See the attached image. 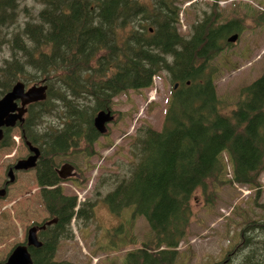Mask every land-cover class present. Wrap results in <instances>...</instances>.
Segmentation results:
<instances>
[{
	"label": "trees",
	"instance_id": "16d2710c",
	"mask_svg": "<svg viewBox=\"0 0 264 264\" xmlns=\"http://www.w3.org/2000/svg\"><path fill=\"white\" fill-rule=\"evenodd\" d=\"M35 1L33 11L20 0H0V97L18 80L48 85L47 98L30 104L20 123L22 138L40 149L36 179L46 186L40 198L53 220L38 232L41 245L28 247L31 264H74L55 259L59 239L72 236L74 216L93 217L95 201L75 210L76 196L58 185L55 159L71 150L93 154L96 112L112 110L122 92L151 87L160 72L172 85L162 126L137 129L126 173L113 179L102 201L114 215L131 206L152 231L123 264H178L196 190L206 202L226 182L261 191L264 70L230 106L216 91L212 64L232 45L228 37L245 29V5L223 10L214 2L181 33L177 0ZM263 19L264 13L255 21ZM45 118L58 124L42 126ZM7 130L0 146L9 144ZM197 264H264V212L257 219L245 213L225 254Z\"/></svg>",
	"mask_w": 264,
	"mask_h": 264
},
{
	"label": "rangeland",
	"instance_id": "374dc122",
	"mask_svg": "<svg viewBox=\"0 0 264 264\" xmlns=\"http://www.w3.org/2000/svg\"><path fill=\"white\" fill-rule=\"evenodd\" d=\"M20 1V6L25 4L27 10L33 8L36 11L38 7L35 0ZM177 1L181 7V33H187L190 24L213 3V0ZM225 1V6L217 3L220 9L227 10L233 3H239L245 5L242 10L249 15L245 17L244 31L236 41L212 61L218 69L214 81L216 91L222 101L231 106L238 89L264 70V19L260 23L255 21H259V15L264 13V0ZM252 12L254 19L250 17ZM168 79L165 72H160L154 77L151 88L128 90L113 98L114 119L106 125L105 135H99L93 144L95 154L87 156L79 151L55 160L60 165L64 161L73 163L77 173L75 178L61 182L66 194H75L81 201L96 199L95 214L89 226H82L81 221L75 220L74 238L59 241L55 259L91 264L92 257L96 256L99 258L97 264H119L121 259L123 264L124 250L152 237L142 216L131 219V206L124 208L120 215H114L100 198L105 190L113 188L116 181L113 179L126 173L131 160L130 146L137 129L143 124L161 128L171 91ZM57 121L56 118H45L42 126L46 123L55 126ZM9 135L11 146L0 148V185L6 176L5 166L14 160L13 155L21 157L27 152L17 127L9 131ZM225 177L229 174L226 173ZM260 189L257 194L247 185L226 182L216 189L211 202H206V196L196 190L191 201L190 235L178 246V264L219 260L237 240L245 213L253 219L262 216L264 173L260 176ZM48 218L39 197L35 172H18L15 182L8 186L6 196L0 199V261L5 260L11 249L23 240L28 227Z\"/></svg>",
	"mask_w": 264,
	"mask_h": 264
},
{
	"label": "water",
	"instance_id": "95a60500",
	"mask_svg": "<svg viewBox=\"0 0 264 264\" xmlns=\"http://www.w3.org/2000/svg\"><path fill=\"white\" fill-rule=\"evenodd\" d=\"M237 35L234 34L228 38V41L233 42ZM45 85L36 86L33 85L26 90L21 82H16L12 88L0 98V139L2 138V126H13L16 120H22V114L25 112L24 105L42 100L45 98ZM19 99L21 106L17 107L15 100ZM15 111V113H13ZM112 119V115L109 111H99L93 120L94 127L97 131L103 133L105 132V123ZM34 151V155L29 156L25 160H20L16 167L18 168H28L35 165V160L38 156V149L36 147H31ZM71 167L69 165H63L58 173L61 177L69 175ZM4 193V190H0V195ZM36 229L34 227L30 228L27 236V244L33 246H39L36 238ZM32 260L30 253L27 250L26 245L16 246L5 262L0 264H31Z\"/></svg>",
	"mask_w": 264,
	"mask_h": 264
},
{
	"label": "flooded vegetation",
	"instance_id": "af4514ba",
	"mask_svg": "<svg viewBox=\"0 0 264 264\" xmlns=\"http://www.w3.org/2000/svg\"><path fill=\"white\" fill-rule=\"evenodd\" d=\"M26 149H27V148H26ZM28 151H29V150L27 149L26 154L22 155L21 157H16L15 155H13L14 160H13L11 163H9V165H6V166H5V172H6V175H8V172H9V171H11V174L14 175V176H15L18 172L28 171V170H18V169H15V168H14V165L16 164L17 160H19L20 158L27 157V156L30 154V152L28 153ZM13 181H14V180H13ZM8 185H10V184H8L7 179H5V180L3 181L1 187H4L5 190H6V192H7V187H8ZM1 187H0V188H1ZM5 195H6V194H5Z\"/></svg>",
	"mask_w": 264,
	"mask_h": 264
},
{
	"label": "bare ground",
	"instance_id": "6f19581e",
	"mask_svg": "<svg viewBox=\"0 0 264 264\" xmlns=\"http://www.w3.org/2000/svg\"><path fill=\"white\" fill-rule=\"evenodd\" d=\"M15 83V82H14ZM176 89V88H175ZM173 90V89H172ZM2 96V95H1ZM28 115V114H27ZM94 116V115H93ZM6 140V139H5ZM35 143V142H34ZM36 145V144H35ZM70 179H72V178H70ZM39 240V239H38Z\"/></svg>",
	"mask_w": 264,
	"mask_h": 264
}]
</instances>
